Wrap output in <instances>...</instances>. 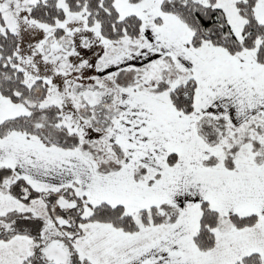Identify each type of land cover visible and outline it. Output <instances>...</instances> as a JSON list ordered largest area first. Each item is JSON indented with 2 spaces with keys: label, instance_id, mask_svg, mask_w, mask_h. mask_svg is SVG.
I'll return each instance as SVG.
<instances>
[{
  "label": "snow or ice",
  "instance_id": "snow-or-ice-1",
  "mask_svg": "<svg viewBox=\"0 0 264 264\" xmlns=\"http://www.w3.org/2000/svg\"><path fill=\"white\" fill-rule=\"evenodd\" d=\"M0 264H264V0H0Z\"/></svg>",
  "mask_w": 264,
  "mask_h": 264
}]
</instances>
